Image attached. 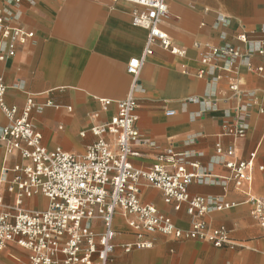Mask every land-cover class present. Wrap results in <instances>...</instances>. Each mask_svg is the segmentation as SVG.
<instances>
[{
  "label": "crops",
  "instance_id": "obj_1",
  "mask_svg": "<svg viewBox=\"0 0 264 264\" xmlns=\"http://www.w3.org/2000/svg\"><path fill=\"white\" fill-rule=\"evenodd\" d=\"M167 5L170 14L160 27L185 54L155 45L147 56L135 93L136 125L143 141L134 146L139 154L130 162L148 168L158 153L171 148L187 170H206L212 181L193 182L188 191L232 203L204 216L209 227L229 230L230 243L216 247L198 238L145 233L149 247L125 252L122 245L135 241L136 235L118 211L109 264H264V232L250 214L251 203L243 202L245 194L235 188L229 169L215 154L216 142L222 147L233 144L241 160L254 152L252 191L264 196V55L250 56L252 68L222 57L214 59L216 67L201 62L208 45L228 43L243 51L245 44L236 39L241 32L264 38V0H167ZM134 8L127 1L21 0L16 21L33 36L0 63L4 100L18 111L33 100L29 117L46 150L83 154L97 139L90 128L116 114L115 101L127 96L131 84L126 65L141 55L147 35L131 22ZM6 123L0 111V124ZM236 125L245 134L233 140L227 130ZM105 139L113 145L111 135ZM22 162L18 154L4 157L0 149V196L7 204L14 202L15 193L7 191L3 179L10 181L13 167ZM140 199L180 229L191 227L186 205L176 209L174 203H165L160 189L143 182ZM22 203L27 209H45L48 199L35 195ZM92 226L102 231L100 221ZM0 264H29V251L8 242L0 249Z\"/></svg>",
  "mask_w": 264,
  "mask_h": 264
},
{
  "label": "built area",
  "instance_id": "obj_2",
  "mask_svg": "<svg viewBox=\"0 0 264 264\" xmlns=\"http://www.w3.org/2000/svg\"><path fill=\"white\" fill-rule=\"evenodd\" d=\"M0 1L1 63L13 56L17 45L30 39L33 31L16 21L15 11L21 0ZM119 1L136 6L131 12V22L147 30L146 40L141 55L131 58L126 65L131 76L127 96L115 101L114 116L90 128L97 139L86 146L83 154L60 148L46 150L29 117L33 100L29 98L21 111L7 105L6 87L0 75V111L7 120L6 124H0V149L4 157L18 154L23 159L13 167V178L3 179L7 191L15 193V199L7 204L0 196V249L8 242L16 243L29 251V264H109L115 247L113 220L118 211L136 235L135 241L122 245L125 252L149 247L150 242L143 240L145 233H161L177 240L198 238L216 247L230 243L229 230L225 226L209 227L204 216L232 203L219 197L190 195L188 191L193 182L212 181L206 170H187L185 164L175 159L176 153L171 148L158 153L156 162L148 168L134 167L130 162V157L139 154L134 146L143 141L136 125L135 93L146 58L155 45L174 55H184L185 50L175 46L160 27L170 14L167 0H109L111 4ZM236 39L245 44L243 51L228 43L208 45L201 62L216 67L214 59L222 57L231 62L241 60L252 68L249 58L254 53L264 55V38H252L241 32ZM255 70L259 72L262 67ZM231 88L237 87L233 84ZM107 104L109 101H104ZM107 134L113 137V145L105 139ZM227 134L236 140L244 136L245 129L236 125ZM215 154L218 163L229 169L235 188L245 194L243 202L251 203L250 214L264 232V196L252 191L255 153L241 160L236 157L233 144L222 147L216 142ZM190 165L199 167L198 163ZM143 182L160 189L163 201L174 203L176 209L185 204L193 217L191 227L180 229L153 204L142 202ZM35 195L48 199L45 209L23 207V199ZM94 221L101 222L102 231L93 228Z\"/></svg>",
  "mask_w": 264,
  "mask_h": 264
}]
</instances>
